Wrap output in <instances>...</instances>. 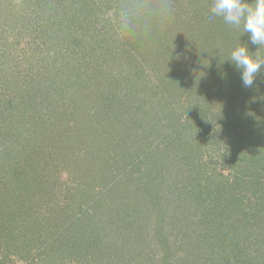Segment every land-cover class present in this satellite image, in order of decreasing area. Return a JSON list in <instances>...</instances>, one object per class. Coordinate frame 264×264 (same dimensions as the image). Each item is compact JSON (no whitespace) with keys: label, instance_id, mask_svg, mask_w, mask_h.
<instances>
[{"label":"trees","instance_id":"16d2710c","mask_svg":"<svg viewBox=\"0 0 264 264\" xmlns=\"http://www.w3.org/2000/svg\"><path fill=\"white\" fill-rule=\"evenodd\" d=\"M248 2L254 4V0H248ZM212 3L213 0H0V67L4 68V66L11 65L16 57L14 49L19 45L22 47V52L29 50L31 54L27 56V54L22 53L23 57H21L20 62L14 64L15 67H19L21 64L32 71L34 67L40 68L38 66L39 59H51L49 64L42 66L40 69L50 73L46 75L45 82L47 84L44 85L45 87L40 88L38 92H49V99L62 93L67 94L68 96L65 98L69 101V104L74 105L75 111L78 109L75 105L78 95L82 97L80 92L83 93L85 81V77L80 78L81 74L78 71L83 68L89 78L92 77V80H96L100 78L97 76L100 66L104 71L110 69L108 64L112 65L119 53L130 54L132 52L134 59L135 55L139 58L136 61L138 68L148 69L157 76L155 99H157V103L159 102L160 110H163V105H167L169 110L163 111L161 115L153 116V119L141 125L142 116L146 117L149 111L141 110V113H138L140 118L134 121L137 112L133 114L135 109L133 103L137 102L138 97L132 98L131 101L128 97L129 93H124L123 88L119 93V95L122 93L123 97L116 94L111 97V91L107 90L108 92L104 94L99 92L100 94L96 95L94 100L92 96L88 97L89 104L91 100L92 105L96 104L98 107H89L90 112H86V110L79 107L81 108L80 111L74 113L76 124L73 126L70 127L67 123L66 125L60 123V121L55 124L59 133L56 140H59L61 143L59 141L58 143L61 145L54 148V151H49L46 158L40 157L38 154L36 156L30 155L23 158L22 164L19 165L16 159L17 157L20 158L21 150H18L20 147L16 142L17 140L15 145L14 141L11 140V145L9 148H5L4 152L3 148L0 149V194L7 191L6 188L10 186L16 191L14 184L21 188L20 191H25L22 194V200L15 201L17 206L14 205L12 209L4 208L9 211L8 214L2 216L0 212V246H3L5 253L15 250L14 254L17 259L26 261L28 264H59L63 258L68 257L69 255L63 253L64 236L71 233V228L67 226L68 228L65 229V223L58 217V214L56 215V210L62 208L59 205L61 202L60 197H57V195L64 194V191H73L72 196L79 195L81 199L85 200V203L89 204L90 202L89 208L91 210H97L98 207L103 208L105 206L109 214L106 212L108 216L105 217L101 214L99 218L96 212L88 213V209L83 213L82 204H80L83 203L82 200L80 202L69 201L64 206L67 212L73 209L80 211V215L74 218L69 226H80L77 224L83 223V225H88V229L90 227L91 231L95 232V229H92L94 226L104 225L107 226L110 233L112 232V236L117 232L118 235L123 233L135 238L137 235L134 233L145 230L147 235L153 239L157 238L156 235H153V230L133 226L132 212L129 206L131 203L141 205L143 202L148 204L149 201L150 204L158 199L159 205L160 200H166L173 205L185 206L189 202L191 211H181L182 214L187 212L181 218L190 219L192 222L196 221L195 225L203 232H207V234L204 233L206 237L202 238L203 244L202 241H199L191 251L187 247L185 248L182 241L174 239L173 236L176 231H172V229L177 230L178 228L170 226L169 223L163 224L167 228L162 227L160 232L163 236L158 239L161 248L164 246L159 260L160 264L198 263L202 260L201 257L205 248V253L208 255L215 253L216 249H229L224 256L231 257V261L227 263L229 257H226L227 259H220L214 264H264V258L260 257L261 260L257 261L255 255L250 256L245 253L244 247L252 244L253 236L246 234L247 236L243 237L246 224H242V221L236 215L238 209L236 203L240 201V196L235 198L238 199L237 202L226 201L223 209L221 199L217 196L210 197L206 193L205 196H202L204 195L201 192L202 187L200 185L202 174L198 170L196 171L198 176L194 179L191 178L186 191L182 193L175 191L178 187L181 189L187 187L186 183L182 181L185 179L184 172L187 171L189 175L194 170L195 154H188L182 142H180L183 139L181 133L186 126H191L190 123L182 121L183 115L187 114L188 122L191 118L204 122L212 107L218 105L220 112L218 116L222 118L223 122L234 123L236 121L238 123L236 125H239V123L245 125L246 123H243L242 118L244 113L240 114L241 112L235 107L237 105H248L250 107V104L244 105L243 102L247 103L249 100H253L252 96L255 99L259 97L258 95L254 96L253 91L241 88L240 75L228 60L231 52L239 46L249 47L253 54L259 56L262 60H264V51L249 43L248 34L243 30V21L240 26H235L226 24L222 17H213L210 12ZM112 9H114V12ZM111 11L113 16L109 15ZM119 11H122V13L119 14ZM100 24L102 29H99ZM31 26L33 27L32 31L36 32L39 43H36V41L30 42L29 45L28 43H21L19 37L25 38L22 36L26 34L23 29L31 28ZM18 29L22 30L19 31ZM113 44L120 47V49L116 47L118 51L115 55L112 54V49L109 48ZM129 46L134 47L137 51H142V53H134ZM105 47L106 49H103ZM35 55L36 61L33 59ZM64 56L68 58V61L64 59ZM2 68H0V72H4V74L7 72V75L3 74L0 86L8 88L12 92L16 91L20 95H28L29 98L26 102L18 103L16 101L14 103L13 99L5 100L3 94L0 93L1 111L7 114L8 109L12 110L13 105H17L16 107L23 111V109L28 108L29 104L32 105L31 95L35 94V90L31 86L32 79L28 75L21 76V70L18 71L16 77L10 74L9 70L11 68L7 67L6 70ZM113 72L110 73V78L107 77L108 82L112 80ZM27 77L29 85L26 84V87L21 88L23 86L19 84V78L27 79ZM72 77H76L73 83ZM75 86L77 91L73 89ZM50 88H53V92H50ZM262 93L264 95V92ZM184 97L186 104L180 107L179 102ZM3 101H5L4 104ZM177 109L180 111L178 112ZM253 109L254 112H251V118L252 114L255 113L256 117L258 116V109ZM232 111L233 113H231ZM234 111L236 114H234ZM248 117L249 114H247V119ZM84 123L90 129L94 128L89 134H84V130L82 131L81 126ZM105 124L109 126L107 131L104 130ZM228 127H230V124H228ZM243 128L248 130L246 127ZM256 128L264 134L259 125ZM73 130L76 131V134ZM138 130L150 131V134H153L151 131H154L155 135L161 139L160 144H163L165 138L179 140L181 144L171 145L165 142V145L172 148H169L171 150L167 154H160V160H156L157 157L151 159L146 155L138 158L137 162L133 160V154L140 149L142 144L140 142H146L140 133L138 135ZM69 131L71 132L69 133ZM112 140H114V147L116 149L121 147L127 158L126 161H124L125 159L118 161L120 167H122V171L118 175L119 179L116 180V177L111 179L115 181L114 183L111 182V188L103 197H96L90 192L87 195L84 189L91 188V183L97 175L102 177L108 168L107 173L112 176V165H108L107 160V158L114 156L110 147H107V142H112ZM231 141L233 142V140ZM263 142L264 138H262V141L253 140L247 143V148L250 150L244 148L243 144L239 142L238 146L234 149L231 148L232 150L229 153L222 156V159L228 161L230 163L229 167L235 171V181L241 184L245 179H253L255 173L257 174L258 168L256 167L261 161L264 163V154H261ZM66 146L75 147L85 152L70 157L65 149ZM25 147L27 148V145ZM109 149L110 151H108ZM157 151L161 152L160 149H157ZM5 153L9 155L10 160H5ZM49 155L50 158H47ZM155 155L157 156L156 153ZM196 159L195 167H198L199 157H196ZM81 160L87 169L80 167L79 162ZM119 165L115 168L119 169ZM95 167L98 169V173L93 175V168ZM248 169L252 172L246 175L245 171ZM153 170L155 173L151 172ZM64 173L70 177V184L64 177ZM143 173L150 176L156 174L160 178H165L164 182L167 188L162 192L163 194L153 195L145 199L147 200L145 202L140 197L146 191H149L148 185L138 186L141 191L140 196L135 194L131 198L133 200L130 199L128 203L117 204L113 196V188L122 185L119 190L122 189L125 192L128 185L133 183L132 180L139 178L141 182L143 181L141 179ZM74 174H77L79 181L74 180L76 185L71 187L73 186L71 177H76ZM20 175L26 177L20 179ZM146 182L149 183L150 180L147 179ZM246 182L244 181V183ZM160 183V186L164 185V183ZM176 185L178 187H175ZM206 188L208 186L204 185L203 190H206ZM227 189H231V187ZM251 190V194L255 196L256 190ZM262 192L264 193V190L261 191L259 197L255 196L256 200L260 201L262 199L264 196ZM174 193L183 196L185 200L187 195L192 196V200H186L188 202L173 200L172 194ZM165 194H170L171 200H167ZM224 194L225 197L230 196L233 194V190L231 194L229 192ZM37 196H40V199ZM16 198L13 196L9 199L15 200ZM67 199H70L69 196ZM201 203L204 205L202 209L198 206ZM261 203L258 204V208L254 213L255 221L257 219L261 220L258 223L259 225L254 222L259 232V235H255L254 241L257 251L258 247L261 246L260 252L264 249V234L262 233V228H264V205ZM213 205L221 208V210L216 208L217 210L212 213L220 218V223L218 221H216L217 223H207L204 218H198V211L199 214H201L200 210L202 213L207 214V208L210 209ZM120 207L121 209L118 212L116 208ZM151 208L146 209L148 213L146 218H152V214L157 212V209L153 207L150 210ZM143 212L145 210L142 209L138 214L142 218ZM189 215H192V218ZM116 222L118 224L113 229ZM127 222L130 225L126 226ZM128 226H131L130 231L126 228ZM63 229L65 230L63 231ZM208 230L214 231L210 233ZM81 234L85 236V232ZM71 238V240H74L73 237ZM239 238H242V240L240 241ZM66 249L65 251L68 254ZM174 255L175 257H173ZM251 257L253 258L251 259ZM173 258H176V260L174 261ZM56 260L58 262H55ZM205 260H208V264L215 262L212 257H206ZM172 261L174 262L171 263Z\"/></svg>","mask_w":264,"mask_h":264},{"label":"rangeland","instance_id":"374dc122","mask_svg":"<svg viewBox=\"0 0 264 264\" xmlns=\"http://www.w3.org/2000/svg\"><path fill=\"white\" fill-rule=\"evenodd\" d=\"M15 1H18V0H15ZM112 11L114 12V9H112ZM112 11L109 15L113 16ZM120 12L122 13V11H119V14H121ZM99 29H102L101 24H100ZM18 30L20 31L22 29H18ZM32 30H33L32 26L31 28L23 29V32L25 31L26 34L22 36L25 38L19 37L20 38L19 40H21V43H24V44L28 43V45L32 41H36V43H39V39L36 36V32ZM120 35L123 36L122 34ZM116 45L113 44L112 47H109L112 49V54L114 55L118 51L116 47H119ZM256 47L261 48V50L264 51V45H260ZM129 48H131V50L134 51V53L135 52L137 54L142 53V51H137L134 47L129 46ZM103 49H106V47ZM123 50H126V49H123ZM14 53H16V57L11 62V65L7 64L8 66H4V68L2 67L0 68L2 69H5L7 67L11 68V70H9L10 74H12V76L15 75L16 77H17L18 71L21 70V73H20L21 76L28 75L29 77H31L30 78L32 79L31 86L33 87V90H35V94L31 95L32 105L29 104L28 108L23 109V111L19 110V108L16 107L17 106L16 104H15L16 106L14 105L12 106V110L8 109L7 114H5L4 111H1V108H0V114H1L0 115L1 117L0 118V149L3 148V152H4L5 148H9V146L11 145L10 144L11 140L14 141V145H15V141L17 140L16 142L17 144H19L18 146L20 147V148L18 147L17 148L19 151L21 150L20 158L17 157L16 159L17 162H19V165L22 164L23 158L25 157L27 158V156H30V155L36 156V154H38L40 157L46 158V156L49 154V151H54V148H58V146L61 145L59 144L61 142L59 140H56V136L59 133H58V128L55 126V124H57L58 121H60V123L61 122L64 124L67 123L71 127L74 124H76L75 122L76 119H74L75 111L79 112L80 109L83 108L84 110H86V112H90L89 107H93V106H95V108L98 107L96 104L92 105L90 99H89L90 100V104H89L88 102L89 96H92L94 100V97H96V95L100 93L104 94V93H107L108 91H111V97L113 94H116L118 96L119 93L121 92V89L123 88L124 93L126 92L129 93L128 97L130 98L131 101H132V98L138 97L137 102L133 103V107H135V109L133 110V114L137 112V115L134 121L140 118L138 113H141V110L149 111L146 117L142 116L141 125L146 123V121L148 122L150 119H153V116L161 115L163 111L165 110L169 111L167 105H163V110H160L159 102L157 103V99H155L154 93H155V85L157 83V76L148 69L138 68V66L136 65V61L139 60V58H137L138 56L135 55V59H134L132 52L130 54H125V53L120 54L119 53L116 56L117 58L115 57L112 65L108 64L110 69L108 68V69H105L104 71V69H102V66H100L99 67L100 70L98 71L99 74L97 75L100 78L96 80H92V77L89 78V76H87V72H85L83 68L78 71L79 74H81L80 78L83 79L85 77V81L83 84V93L80 92L82 97L78 95L77 103L75 105L78 109H76L75 111H74V108H75L74 105L69 104V101H67V99L65 98L66 96H68L67 94L62 93L60 95H55L54 98L49 99V94H50L49 92L48 93L46 91L38 92L40 88L45 87L44 85L47 84V82H45L47 79L46 75L50 73L49 71L40 70V69L42 66L49 64L51 59L41 60L38 57L39 59L38 66L40 68L34 67L32 71H30L26 66L21 65V64L19 67L14 66L16 62H20L21 57H23L22 53H25L27 54V56H29L31 54L30 51L28 50L27 52H22V47L21 45H19V46H16V48L14 49ZM65 57L66 56H64V59L68 61V58L67 57L65 58ZM35 58H36V55L34 56L33 59L35 60ZM109 70L111 71L109 72ZM111 72H113L112 74L113 77L111 78L112 80L108 82L107 77L110 78ZM3 74L4 72L3 73L0 72V83H2L1 79L4 75H7V72L4 75ZM102 74H104L103 77H102ZM75 78L76 77H72V83L73 81H75ZM19 80H18L19 84L23 86L21 88L26 87L25 86L26 84L29 85L28 77L27 79L19 78ZM98 83H101V84L97 85ZM240 86L242 89L245 88L242 82L240 83ZM0 87H1L0 93L3 94V97H5V100L13 99L14 103H16V101L18 103H22V101L26 102L29 98L28 95H25V94L20 95L16 91L12 92L11 90H8V88L4 86H0ZM73 89L74 91H77L76 86ZM245 89L247 91H253L254 96L256 95L259 96L257 99H255L252 96L253 100H249L248 101L249 103L243 102L244 105L250 104V107L248 105H245V106L237 105L235 107V109L241 112L240 114L244 113V116L246 118L243 115H242V118H243V123H246L245 125L242 123H239V125H236L238 124L236 121L234 123L233 122L231 123L228 121L223 122L222 118L218 116L220 114L218 105H215L214 107H212L211 112L208 114L204 122L202 120L197 121L192 118L188 122L187 114L183 115L182 121L190 123L191 126H186L184 131L181 133V136L183 137V139H181L180 142H182L185 148V151L188 154H193V155L195 154L194 170L191 174L189 173V175L187 171L184 172L185 179L182 181L186 183L185 185L187 187L185 189H181L178 187V185H176L175 187H178V188L175 191H178L179 193L186 191L189 187L191 178L194 179L195 177L198 176V174H196V171L198 170V172L200 171V174H202V178H201L202 180L200 182V185L202 187L201 192L204 194L202 196H205L206 194L210 195V197L217 196L219 199H221L220 200V202L222 203L221 207H223V205L226 204V201L232 200V202L234 201L237 202L238 199H235V198L240 196L241 197L240 201L236 203L237 208H238L236 210V215L242 221L241 222L242 224L244 225L246 224L245 233L243 237L246 234L253 236L252 244L247 247H244V250L246 254L250 256L255 255V257H257V261H260L261 258H264V249L261 250V252L259 251L261 246L258 247V251L256 249L254 239H255V235H259V232L257 229L258 227L256 226V224H254V222H256L257 225H259L258 223H260L261 220L257 219L255 221L254 213L257 210L258 204L260 202H262L261 204L264 205V196L262 197L260 201L256 200V197H259L261 195V191L264 190V163L263 161H261L258 164V166L256 167L258 168L257 174L255 173L253 179H245L244 181H247V182L244 183V181H242L240 184L238 181H235L236 180L235 173H234L235 171H233L229 167L230 163L226 160L224 161L222 159V156H224L226 153H229L232 149L238 146L239 142L243 144L242 146L244 148H247L248 147L247 143L253 140L262 141V138H264V134L260 133L256 128V126L259 125L261 129L264 131V95L262 93L264 92V66L261 67V70L258 73L256 79L254 80L253 85ZM50 92H53V88H50ZM83 94L86 96H84ZM119 97H123L122 93L119 95ZM2 103L4 104L5 101H3ZM185 104H186V99L184 97L182 100H180L179 106L182 107V105H185ZM8 105L9 107H11L10 104ZM253 108L258 109V116L256 117V113H255V114H252V118H251V112H254ZM179 111L180 110H178V112ZM231 113H233V111ZM234 114H236L235 111H234ZM247 114H249L248 119H247ZM250 119L251 120L253 119V120L251 121ZM228 124H230V127H228ZM81 127H82V131L84 130V134H89L94 129V128L90 129L89 126L87 127L85 123ZM243 127H246L248 130H244ZM108 129H109V126L105 124L104 130L107 131ZM70 132L71 131H69V133ZM73 132L74 134H76V131L73 130ZM139 133L142 137H144L146 142H140L142 143L140 146V149H138V151L134 152L133 154L134 155L133 160L137 162H138V158L146 156V155L151 157V159L157 157L156 160H160V154H163V153L167 154V152L171 150L169 148H172V147H169L168 145H165V142H168L171 145L177 144V143L181 144L179 140L176 141L173 139H166V138L163 144H160L161 139L158 138L157 135H155L154 131H151V133L153 134H150V131L146 132L143 130H138V135ZM231 140H233V142ZM110 143H112L113 146L110 145ZM26 145H27V148L25 147ZM262 145L263 146L261 150L262 149L263 150L261 154H264V142ZM114 146H115L114 140H112V142H109V143L107 142V147H110L111 152L114 155V156L112 155L113 157L107 158L108 165H112L111 166V169H113L112 176L111 174L107 173L108 168L106 170L107 172H105V174L102 175V177L100 175H97L94 181H92L91 183V188L87 187L84 189L87 192V195L90 192V193H93L94 196L96 197L97 196L103 197L105 193L111 188L112 183H114L115 181L111 179H114L115 177H116V180L119 179L118 175H120L119 173L122 171V167H120L118 161L123 160V159H125L124 161H126L127 158L122 152L121 147H118L116 149ZM156 148L160 149L161 152H158ZM65 149L67 151V154L70 155V157L71 156L75 157V155L78 156V153L84 154L85 152L84 150L83 151L78 150L75 147H69V146H66ZM110 149L108 151H110ZM155 153L157 154V156L156 155L154 156ZM5 156H6L5 160H10V157L8 154H6ZM196 157H199L198 167L197 166L195 167ZM47 158H50V155ZM115 162L117 163V165H119L120 167L119 169L115 168L117 166ZM79 163H80L81 168L87 169L84 163H82V160ZM114 163L116 166L114 165ZM93 170H94L93 175L95 173H98V169L96 167L93 168ZM151 172H154V170ZM251 172L252 171H250L249 169L245 171L246 175ZM74 175H76V177H71V179L73 180L72 181L73 186H71L72 185L71 184L70 185L71 187H75L76 185V181L74 180L79 181L78 180L79 177L77 176V174H74ZM155 175L152 174L151 175L152 177H151L149 174L143 173L141 176V179L143 181L141 182L139 178H136L137 180L136 179L132 180L133 182L131 184L132 186L128 185L125 192H123L122 189L119 190V188L122 185L115 186L113 188V196H114L115 202L117 204H122V202L128 203L129 200L132 197H134L135 194H139L140 196L141 191L138 186L143 187L144 185L145 186L148 185V188H149V191H146L145 194L142 197H140L142 200L152 197L153 195L159 196L160 194H163L162 192H164V190H166L167 188L164 182L165 178L163 179V178H160L158 175L156 176ZM25 177H26L25 175L19 176L20 179H24ZM64 177L66 178V180H68L67 182L70 184L71 182L70 177L67 176L65 173H64ZM61 179L63 180V178ZM147 179L150 180L149 183L146 182ZM160 182L164 183V185L160 186L161 184ZM180 184L182 183L180 182ZM204 185L208 186L206 190H203ZM14 186L16 188V191H14L13 188L10 186L6 188L7 191H4V193L2 192L3 195L0 194V212L2 213V216H5L6 214L9 213L8 210L4 209L5 207H7V209H12L14 208V205L17 206V203L15 201L22 200V194L25 191L23 192L20 191L21 188H19V186H17L16 184H14ZM169 186H171V184H169ZM229 187H231V189H227ZM251 189L256 190V192L254 193L256 197L251 194L252 192ZM232 190H233V194H231ZM72 192L73 191H69V192L64 191V194L57 195V197H60L59 200L61 202L59 205L62 208L59 207L61 208V210H58V209L56 210V215L58 214L59 215L58 217H60V219H62V222L65 223V227H66L65 229H67L68 227L71 228L70 230L71 233L69 234L70 236L68 234L64 236L65 246H64L63 253L64 255H67V256L69 255V256L65 257V259L63 258L62 262H59V264H160L159 260L161 259L160 256H161L162 248L164 249V246H162L161 248V243H159L158 239H160L163 236L160 231L162 230V227L166 225L167 223H169L170 226L172 225V226H175V228H178L177 230L172 229V231H176V234H174L173 236L174 239L178 241H182V243L185 244V248L187 247L191 251H193L192 248H194L196 244H198L199 241L200 242L202 241V244H203L202 238L206 237L205 234H207V232H203L202 230H200L198 226L195 225L196 221L192 222L190 219L181 218L183 215H186L187 213L185 212V214H182L181 211L183 210L191 211V207L189 206L190 203L188 201L192 200V196L187 195L186 200L188 201H186L183 198V196H179L178 193L172 194V199L177 200V201L179 200L180 202L186 201L189 204L186 203L185 206L184 205L183 206L173 205L172 203L167 202L166 200H160V205H159L158 199L157 201L152 202L150 204H149V201H148V204H144V202L141 205L136 204V203L129 204L131 208V212H132L131 219L133 220V226L145 228L147 230H150V229L153 230L152 232L154 236L156 235L157 237L156 239H153L152 237L147 235V231L145 230H139L137 233H134L135 235H137L134 238V237H129L128 235H125L123 233L122 235H118L117 232L115 233L114 236H112L111 234L112 232L110 233L107 226H104V225H99L97 227L94 226L92 229H95V232L91 231L90 227L88 229V225L86 224L83 225V223L77 224L80 226L72 227L69 225H71L74 218L80 215V211L78 209H73L72 211L67 212L64 206L69 201L74 200V201L80 202V200H82L83 203H80V204H82L81 209L83 213L85 210L88 209L87 210L88 213L96 212L99 218L101 217V214L102 216L105 215V217L108 216L107 215L108 210L106 209L104 205H103L104 206L103 208L100 206L98 207L97 210L96 209L91 210L89 208L90 202L89 204L85 203V200L83 198L81 199L79 195L75 197L72 196ZM217 192L219 193L217 194ZM225 192L226 193L229 192L231 195L230 196L227 195L225 197V194H224ZM263 194L264 193L262 192V195ZM13 196L17 198L15 200L9 199L10 197H13ZM68 196L70 199H67ZM165 197H167V200L168 199L171 200L170 194L169 195L165 194ZM37 198L40 199V196H37ZM109 198H107V200ZM108 202L110 201L108 200ZM145 202H147V200H145ZM198 206L202 209L204 205L201 203ZM151 207L152 208L154 207L155 209H157V212L155 214L154 213L152 214V218H146L148 214L146 212V209L151 208ZM152 208L150 210H152ZM216 208L217 207L215 205L211 206L210 209L207 208L208 209L207 214L202 213V211L200 210L201 214H199V211H198L197 216L198 218L199 217L204 218L205 222L207 223L209 222L217 223L216 221L220 223L219 221L220 218H218L216 214H212L214 213V210H217V209L221 210V208H217V209ZM120 209L121 207L116 208L118 212ZM142 209L145 210V212L142 213L143 218L138 215ZM225 209L227 210L228 208H225ZM189 217L192 218V215H189ZM135 218H139V219H135ZM113 222H115V220H113ZM117 222L114 223L115 226H113V229L114 227L116 228L118 224ZM248 223L250 224L248 225ZM125 225L126 226L130 225V223L127 222V224ZM126 228L128 229V231H130L131 226L130 227L128 226ZM165 228H167V226ZM65 229H63V231ZM262 229H263L262 233L264 234V228ZM165 231L167 230L165 229ZM208 231L212 233L214 230L212 231L208 230ZM82 232H85V236L81 234ZM86 235L88 238L86 237ZM71 237H73L74 240H71L72 239ZM241 240L242 238L240 239V241ZM65 248H67L66 250H68V254L65 251ZM228 250L229 249H226V248H220V249H216L215 253H213L212 255H208L205 253L206 252V248H205L202 254L203 256L201 255L202 260H200L198 263H193V264H208V260H205L206 257H212L213 259H215L213 260L215 262H213L212 264L220 261V259L225 260L224 258H226L227 256H224V255L226 252H228ZM156 251L158 252V254ZM14 253H15V250H12L10 253H7V252L5 253V249L3 248V246H0L1 264H28L26 261H23V260L20 261L19 259H17ZM173 257H175V255ZM230 258L231 257L227 259L226 261L227 263L228 261H231ZM252 258L253 257H251V259ZM173 259L174 261L176 260V258H173ZM174 261H172L171 263H173ZM55 262H58V260H56Z\"/></svg>","mask_w":264,"mask_h":264},{"label":"clouds","instance_id":"9594fccd","mask_svg":"<svg viewBox=\"0 0 264 264\" xmlns=\"http://www.w3.org/2000/svg\"><path fill=\"white\" fill-rule=\"evenodd\" d=\"M213 17H222L229 25L240 26L248 34L249 43L254 46L264 45V0H213L211 9ZM240 75L245 88L253 85L264 60L253 54L247 46L235 48L228 60Z\"/></svg>","mask_w":264,"mask_h":264}]
</instances>
